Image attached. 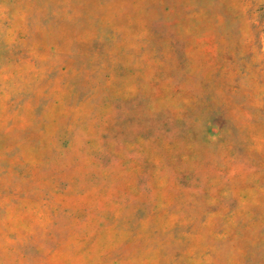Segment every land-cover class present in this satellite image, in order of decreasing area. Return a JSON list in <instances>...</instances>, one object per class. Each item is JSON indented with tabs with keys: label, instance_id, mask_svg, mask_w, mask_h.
Wrapping results in <instances>:
<instances>
[{
	"label": "rangeland",
	"instance_id": "rangeland-1",
	"mask_svg": "<svg viewBox=\"0 0 264 264\" xmlns=\"http://www.w3.org/2000/svg\"><path fill=\"white\" fill-rule=\"evenodd\" d=\"M0 264H264V0H0Z\"/></svg>",
	"mask_w": 264,
	"mask_h": 264
}]
</instances>
